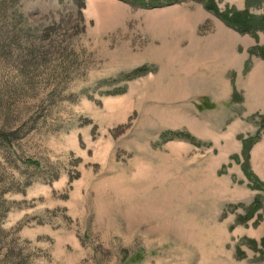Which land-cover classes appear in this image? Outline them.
<instances>
[{
	"label": "rangeland",
	"instance_id": "rangeland-1",
	"mask_svg": "<svg viewBox=\"0 0 264 264\" xmlns=\"http://www.w3.org/2000/svg\"><path fill=\"white\" fill-rule=\"evenodd\" d=\"M160 2L0 0V264H264V0Z\"/></svg>",
	"mask_w": 264,
	"mask_h": 264
},
{
	"label": "trees",
	"instance_id": "trees-1",
	"mask_svg": "<svg viewBox=\"0 0 264 264\" xmlns=\"http://www.w3.org/2000/svg\"><path fill=\"white\" fill-rule=\"evenodd\" d=\"M120 1H123V2H126V3H129L130 5H132V6H142V7H153V5L155 4H158V2L160 1V0H154V2H153V0H120ZM157 1V2H156ZM183 0H175V2H182ZM197 1H200V0H197ZM79 4H80V6H82V3L81 2H78ZM174 3V0H162V2H160V5H162V4H164V5H169V4H173ZM241 26V25H240ZM249 26H251V24L250 25H248L247 27L245 26V28H242L241 30H240V32H244V33H250V34H252L253 33V31H254V28H251V27H249ZM241 27H243V26H241ZM259 30L260 29H263V28H261V27H259L258 28Z\"/></svg>",
	"mask_w": 264,
	"mask_h": 264
}]
</instances>
